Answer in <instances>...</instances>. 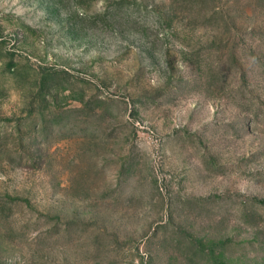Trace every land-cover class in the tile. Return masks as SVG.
<instances>
[{
    "label": "rangeland",
    "instance_id": "obj_1",
    "mask_svg": "<svg viewBox=\"0 0 264 264\" xmlns=\"http://www.w3.org/2000/svg\"><path fill=\"white\" fill-rule=\"evenodd\" d=\"M0 264H264V0H0Z\"/></svg>",
    "mask_w": 264,
    "mask_h": 264
}]
</instances>
